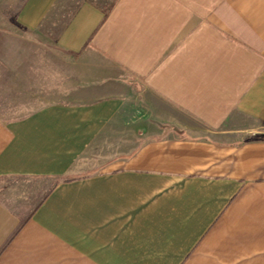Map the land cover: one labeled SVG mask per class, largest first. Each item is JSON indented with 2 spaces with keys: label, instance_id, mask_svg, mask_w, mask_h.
I'll list each match as a JSON object with an SVG mask.
<instances>
[{
  "label": "crops",
  "instance_id": "0c3cea01",
  "mask_svg": "<svg viewBox=\"0 0 264 264\" xmlns=\"http://www.w3.org/2000/svg\"><path fill=\"white\" fill-rule=\"evenodd\" d=\"M264 0H0V264H264Z\"/></svg>",
  "mask_w": 264,
  "mask_h": 264
},
{
  "label": "rangeland",
  "instance_id": "374dc122",
  "mask_svg": "<svg viewBox=\"0 0 264 264\" xmlns=\"http://www.w3.org/2000/svg\"><path fill=\"white\" fill-rule=\"evenodd\" d=\"M260 132H264V125H261L260 127H256Z\"/></svg>",
  "mask_w": 264,
  "mask_h": 264
}]
</instances>
